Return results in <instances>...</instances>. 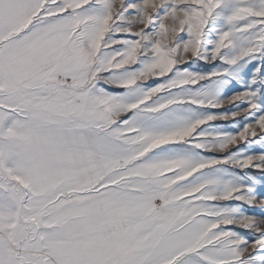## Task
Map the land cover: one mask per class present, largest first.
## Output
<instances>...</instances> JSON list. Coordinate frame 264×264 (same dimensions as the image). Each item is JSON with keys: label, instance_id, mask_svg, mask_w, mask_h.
Listing matches in <instances>:
<instances>
[{"label": "snow or ice", "instance_id": "snow-or-ice-1", "mask_svg": "<svg viewBox=\"0 0 264 264\" xmlns=\"http://www.w3.org/2000/svg\"><path fill=\"white\" fill-rule=\"evenodd\" d=\"M0 264H264V0H0Z\"/></svg>", "mask_w": 264, "mask_h": 264}]
</instances>
